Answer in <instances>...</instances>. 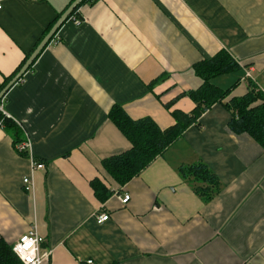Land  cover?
Masks as SVG:
<instances>
[{"label":"crops","instance_id":"1","mask_svg":"<svg viewBox=\"0 0 264 264\" xmlns=\"http://www.w3.org/2000/svg\"><path fill=\"white\" fill-rule=\"evenodd\" d=\"M72 1L3 0L0 84ZM73 16L82 22L71 16L5 96V110L46 168L32 171L30 155L0 126V237L13 245L36 223L53 250L44 264H264V147L230 130L226 106L250 82L264 93V0H94ZM222 49L241 66L212 79L229 96L120 185L102 160L131 143L111 108L173 125L172 110L195 106L185 95L203 82L193 66ZM199 161L221 183L209 201L179 172ZM96 177L113 190L106 202L91 186ZM103 212L110 218L99 223Z\"/></svg>","mask_w":264,"mask_h":264},{"label":"trees","instance_id":"2","mask_svg":"<svg viewBox=\"0 0 264 264\" xmlns=\"http://www.w3.org/2000/svg\"><path fill=\"white\" fill-rule=\"evenodd\" d=\"M88 1L94 0H84L70 17L75 15L78 8ZM30 55L23 60L15 74L5 78L0 84V91L20 71ZM240 69V64L225 49L210 58L195 63L193 70L203 79V82L199 87L185 93L195 102V106L190 112L181 109L172 110L171 114L175 123L167 128H161L150 116L134 119L120 105L113 106L109 112V118L130 141L131 147L102 160L107 173L120 185L126 184L140 174L157 156L163 154L177 141L190 126H200L201 118L208 109L229 96L231 89L220 88L213 84L212 79L237 72ZM250 85L251 90L246 94L240 97H230L226 102V106L232 112L229 128L235 133L249 134L264 147V93L258 90L255 83L250 82ZM168 107L171 106L168 105ZM0 126L13 136L15 145L23 140L19 126L12 119L4 117L1 112ZM179 172L182 178L191 179L197 183L194 188L195 192L204 201L211 200L220 189L221 183L218 176L203 161L181 165ZM90 183L96 197L101 202H106L113 195V190L101 179L96 177ZM0 264H24L14 252L13 245L3 237H0ZM81 264H87V262Z\"/></svg>","mask_w":264,"mask_h":264},{"label":"built area","instance_id":"3","mask_svg":"<svg viewBox=\"0 0 264 264\" xmlns=\"http://www.w3.org/2000/svg\"><path fill=\"white\" fill-rule=\"evenodd\" d=\"M3 7V0H0V9ZM76 24H80L82 22L81 18L76 16H72ZM251 77L250 72H247L244 79ZM4 100L3 98L0 101V112L4 115V117L13 119L11 114H9L4 108ZM16 149L21 153H26L30 155L32 160V171L35 169H45L46 165L43 162H38L33 158L31 154V141L29 137H26L21 142L16 144ZM24 185L27 190L34 189V181L31 175H28L23 178ZM121 203L127 204L131 200V195L129 193H125L120 196ZM110 218V215L103 212L97 215V221L99 223H103ZM45 238L39 233L37 224H32L27 231L22 233L17 241L13 244V250L17 254V256L21 259L24 264H44L51 258L53 250L49 247H44ZM87 264H94L93 259H88Z\"/></svg>","mask_w":264,"mask_h":264},{"label":"water","instance_id":"4","mask_svg":"<svg viewBox=\"0 0 264 264\" xmlns=\"http://www.w3.org/2000/svg\"><path fill=\"white\" fill-rule=\"evenodd\" d=\"M84 0H74L72 4L68 7V9L59 17L47 35L43 38V40L39 43L36 49L31 53L28 57L27 61L20 69V71L13 77L11 81H9L6 86L0 91V101L5 98L7 92L11 89V87L16 84L29 70L33 62L37 59L42 50L48 45V43L53 39L54 35L58 32L61 26L69 19L72 12L83 2Z\"/></svg>","mask_w":264,"mask_h":264}]
</instances>
